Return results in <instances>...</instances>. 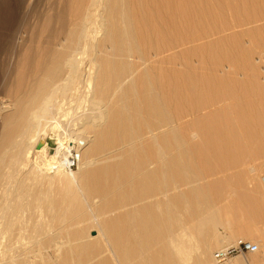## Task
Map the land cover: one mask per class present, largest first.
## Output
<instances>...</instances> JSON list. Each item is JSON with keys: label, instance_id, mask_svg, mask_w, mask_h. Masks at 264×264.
<instances>
[{"label": "bare ground", "instance_id": "6f19581e", "mask_svg": "<svg viewBox=\"0 0 264 264\" xmlns=\"http://www.w3.org/2000/svg\"><path fill=\"white\" fill-rule=\"evenodd\" d=\"M23 1L0 0L10 14V27L0 30V54L12 40V62L17 65L34 48L22 26L34 0L18 24ZM197 1L73 0L71 24L48 41L50 49L41 53L40 73L27 87L11 89L8 98L0 87L1 264H36L31 259L37 257L38 264H58L46 250L55 246L59 254L62 245L57 239L66 238L68 245L72 239L84 241L86 230L79 231V226L92 223L95 214H109L105 222L113 217L106 231L112 237L101 248L89 242L71 247L59 264H219L214 248L227 249L238 236L242 241L250 237L248 231L226 237L219 233L220 226L230 225L232 216L229 211L224 217L222 207L214 208L212 187L201 183L212 167L231 158L218 154L220 148L244 152L256 141L263 142L264 85L255 89L256 97L263 96L257 99L262 103L255 105L257 111L244 112L238 105L244 95L236 93L234 78L228 77L234 83L226 86L221 59L213 57L212 66L204 62L205 66L190 67V71L186 66L183 72L174 70L180 60L173 54L178 48L238 27L222 25V31L210 32L206 15L213 12L217 20L222 11L207 13L210 4L202 1L206 7ZM196 2L201 3L199 7ZM192 54L188 51L182 56L187 66ZM226 61L237 66V57ZM166 62L172 71L171 66L170 71L158 68ZM9 68L13 74L12 65ZM136 69L143 70L136 76L140 78L137 84L117 87L123 78L134 76ZM227 102L229 107L221 108ZM4 110L10 113L4 116ZM189 117L193 120L183 125ZM176 122L182 125L144 140ZM67 140L84 144L78 170L49 172V164L63 155ZM54 146L57 154L52 155ZM45 151L46 164L33 161L25 167L26 159ZM19 174L22 181L17 179ZM44 183L62 186L64 192L54 197L41 189ZM259 192H264V178L252 195ZM229 207L224 211H232ZM125 209L130 211L119 214ZM100 227L94 239L106 235L102 230L106 224ZM56 228L59 233L53 237L51 231ZM250 255L251 260L241 256L230 264H264L257 259L259 253Z\"/></svg>", "mask_w": 264, "mask_h": 264}, {"label": "rangeland", "instance_id": "374dc122", "mask_svg": "<svg viewBox=\"0 0 264 264\" xmlns=\"http://www.w3.org/2000/svg\"><path fill=\"white\" fill-rule=\"evenodd\" d=\"M199 1H197V2H199ZM202 1L206 2L207 4H210V7L208 5L209 9L207 8V10H206L207 13H208V10L211 11V9H212V11L213 10H220L224 14L223 15L221 13V16H219V17H224V18H222V20L219 17L217 20H214L213 17L215 15L211 14L213 12L209 13L210 17L208 14H207L208 16L205 14L206 15V17L204 16L205 21H207V19H208L207 22L209 23L208 27L210 26V30H211L210 32H212V31L218 32L219 30L222 31V25L223 26L226 25L225 29H227L231 25L232 26L238 25V27L235 26L236 29L222 32L220 34H217L216 36H213L210 39H205V40L199 41L196 44L192 43L190 45L178 48L177 51H175V53H173V54H175L177 56V58H179L180 60L178 62L179 65L177 67L174 66V70H181L182 71L183 69L185 70V66H186L188 71H190L191 68H197L200 66L201 67L205 66L206 62L210 63V65L212 66V60L211 59L213 57L221 59V61H223V63H224V66H222L224 69L222 67L220 69L222 70V72H224L222 76H224V78H225L224 82L227 83V84L225 83L226 86L228 85V83H229V85L231 83H234L233 81L235 80V83L237 81V85H236V91L237 92L236 91L235 92L238 93V95H240V96L244 95L243 96V99H244L243 102H239V104H238L239 107L241 106L240 108H241V110H244V112H254L256 110L255 105L258 103L262 104L259 100L261 97H263V96H261L260 98L256 97L258 95L255 94V93H257V90H255V89L257 86L262 87L264 85V0H201L200 2H202ZM225 1H226V3H225ZM72 2H73V0H34L32 2L30 14H29L28 18L22 23V26L24 27L25 35L27 36V40H29V42H32V40H33V43H34L33 52L31 53L30 57L27 58V56L25 55L20 60L18 65L15 62L13 64V62H12V53L13 52L11 50V49H13L12 48L13 47L12 40L11 41L9 40L7 42V45L5 48L6 51L4 50L0 54V87H1L2 94L5 98H8V95L10 94V92H12L11 89L17 88V86H22V85L27 87V84L32 82V80L34 79L36 74H38V72L40 73V68H39L40 60H43L42 59L43 56H41V53H42V51L44 53L45 49L46 50L50 49V47L48 48V41L49 40L52 41L55 38V36L57 37L60 34V31L62 32L64 30L68 29L69 28L68 26H70V24H71V21H70L71 15L70 14H72V12H70V11L72 10ZM197 2H196V6L199 7L198 5H200L201 3L197 4ZM204 2H202L201 5L207 7V4H205ZM29 4H30V0L23 1V7L21 8V10L19 11V13L17 15L19 18V20H18L19 22L17 21L18 24L20 23V19L22 18L23 13L26 11L27 6ZM3 6H4L3 4H0V30L3 29L4 27H5V29H6V27H8V28L10 27L7 25L8 20L10 18V14H9V12H6V10L4 9ZM202 7H200L199 9L201 10ZM69 15H70V18H69ZM212 15H213V17H212ZM250 19H252V21H250ZM43 21H45V22H43ZM240 22H241V24L244 23L243 24L244 27H242L243 25L241 27H239L241 25ZM247 23H248V25H247ZM18 24H16V28H17ZM228 24H231V25L228 26ZM30 34H31V36L33 34V36L31 37ZM0 36H1V31H0ZM40 41H43V44H40ZM45 45H47V47ZM188 51H192V53H193L191 56H189V63H188L189 66H187L186 63H184V61H183L184 59L182 60L183 54L188 52ZM43 53H42V55H44ZM201 57H203V58H201ZM235 57H237V61H236L237 66L230 65L226 61L227 58H231V60H232V58H235ZM183 58H184V56H183ZM87 63H88V60H86V62L84 63V67L86 69L88 68L85 65ZM164 64L158 65V68H159V66H161L162 68H164V70L165 69L167 71L173 70V69H171L172 68L171 65H168V66H171V67H169L170 70H168L169 68L167 66V62ZM11 65L13 67L12 68L13 71L15 70L13 74H11L9 71V69H10L9 67ZM252 65H253L254 69H256V68L257 69L254 70L253 68H251ZM150 66L151 65H148L149 70H151V72H155V70L154 69L152 70V68ZM228 66H232L231 70H228ZM84 67L82 66L81 70ZM145 67H147V66H145ZM145 67L143 68L144 70H145ZM148 67L146 68L145 71L150 72L148 70ZM161 67L159 69H161ZM233 67H235V68H233ZM236 67H238V69ZM85 68L83 69L84 72L86 71ZM250 68L253 69V71H251ZM140 69H142V68H140ZM142 71H140V70L137 71V69H136L134 76L133 75L131 76L132 80L130 79L131 77L130 78L128 77V79L125 78V80L123 78L122 81L118 82L117 87H119V88L122 87L121 89H123L124 87L128 88L133 84H137L140 80V78H138L139 74H140L139 72L143 73ZM145 71H144V74H145ZM227 71H232V72H227ZM247 71H249V72H247ZM254 71H255V73H254ZM178 72H180V71H178ZM238 73H240V74L236 75L237 76L236 78H238V79H236L235 74H238ZM148 74H150V73H148ZM136 76H138V77H136ZM220 76L221 75L216 76V77H220ZM243 76H245V77L247 76V78L244 79L245 77L243 78ZM140 77H142V76L140 75ZM228 77H230V79L232 77V79L234 78V80H231L228 82V80H229ZM252 77H253V79H252ZM134 78H136V79H134ZM134 81L135 82L137 81V82L135 83ZM132 82H133V84H132ZM245 82H246V84H245ZM1 83H3V84H1ZM240 83H242V85L244 84L245 87L243 86L244 87L243 89H242V87L241 88L239 87ZM10 85L13 88H11ZM229 85H228V87H229ZM8 88H10V90ZM79 88H80V91L83 92L82 91V89H83L82 84L79 85ZM232 90H235V89H232ZM238 90H242V91H240V93H239ZM80 91H79V93H81ZM242 92L244 94H241ZM7 93H8V95H7ZM262 95H264V94H262ZM257 99H259V100H257ZM110 101L111 102L113 101V96L109 99V102ZM105 102H108V100H106ZM263 103H264V101H263ZM110 104L111 103H109V106H110ZM224 104H223V106L220 105V106H222L221 108H223V107L225 108L227 106L229 107V105H227V104H229L228 102L224 103ZM107 105H108V103H107ZM262 110H264V109H262ZM3 112H4V116H6L5 115L6 113L7 114L10 113L9 110H4ZM262 114H264V111L262 112ZM190 120L192 121L193 118L192 117L186 118L181 123H183V125H185V124L191 122ZM179 124H180V122H176L168 128H165V129L160 130L158 132H154L152 135L151 134L148 136L146 135L147 137L145 136L144 140L149 141L150 139H152L155 136L162 135L164 133L170 132L171 130L177 129L182 125V124H180V125ZM1 126H2V123L0 121V127ZM0 129H1L0 130V133H1L3 127H1ZM263 138H264V136H263ZM255 143H256L255 145L247 147L244 152L234 151L235 149H233V150H231V153H229L228 150H226L225 148H220V151L218 152V154H223V156L230 155L231 158H226L224 161H221L217 166L212 167L211 171L209 172V175L205 178V180L201 184H208L209 186L212 187V191L210 192V194L213 198H215V200L213 202L214 203L213 206L214 205L217 206L216 209H218L219 207L223 208L222 216L225 217V215H226L225 212H229V211H230V214H228L229 217H230V215L232 216V218L229 222L230 225L229 226H227V225L220 226L218 228L219 233L226 237V236H230L231 234H239L241 232H247V231L250 232V237L248 239H243V241H248V242H252L254 244H257L259 246V252H258L259 257L257 259L258 260H264V192H261V193L259 192L256 195L255 194L252 195V192L254 191L255 187L259 186L261 179L264 178V140H263V142H261L259 140L258 143H257V141ZM222 149H224L223 153H222ZM42 151H44V150H42ZM226 151L228 153H226ZM40 153H35L33 155V157L29 158V160L26 159L24 161L25 167L28 168V166L30 165V162L32 163L33 161H34L33 163L37 162V164L39 166H43L44 164H46V151L42 154H40ZM224 154H227V155H224ZM49 158L50 157H48V159ZM231 159H233V160H231ZM18 176L20 178L18 177L17 179H19V181H22L23 175H22V177L20 174ZM252 177H253V179H252ZM27 183H29V182H27ZM29 185H30V183H29ZM61 187L57 184L51 187L48 183H44L42 185L41 189L43 191H47V192L52 193V195L55 197L58 195V193L64 192ZM219 188H220V193H219ZM242 198H243V202L241 200ZM245 198H246V201H245ZM239 200L242 203L239 202ZM98 201L99 200H96V202H95L96 205H99ZM248 201H250L252 204L250 202L248 204ZM216 202L218 205H216ZM241 204H242V207L247 206V207H244L245 208V209H243L244 211H242V209H241L242 208ZM215 206H214V208H215ZM226 206L227 207L230 206L229 208H232V211L231 210L224 211V209L227 208ZM220 208H219V210L222 209V208L221 209ZM130 209H125L124 212L120 211V213L118 211L117 213L124 215L125 213L128 212L127 210L130 211ZM246 209H248V213L245 211ZM117 213H113V216H114V214L116 215ZM119 214H118V216L116 215L117 218L119 217ZM252 214H253V216L255 215L254 219H253ZM97 215L98 214H95V216L93 217L94 219H93L92 223H85L84 226H82V225L79 226V229H78L79 231L80 230L81 231L86 230V232L88 230L90 231V233L87 232V234L85 232L84 238L86 235H87L86 236L87 238L83 239L84 241H79V240L75 241L76 239H72L71 245H68V244H64L67 242L66 238H64L62 240L57 239V241H56L57 244L62 245V250L59 252V254H57L58 253V251H56L57 248H55V246H53V245H52L53 247L50 248L51 250L48 248V250H46L47 252L44 251V253L45 252L50 253L49 256L52 257L54 259V261L59 264L60 261L62 260V256L64 253L67 254L71 247L77 248L78 245H81L83 242H87V243L89 242L88 244H92V245L94 244V246L99 247V248L103 247V245L105 243L104 241L107 239H110L112 237L111 234H108V233L106 234V231L108 228L111 227L113 217L111 218V216H110L109 218H107L108 219L107 222H105L106 221L105 219H106V217H108L109 214L103 215V216L102 215L97 216ZM258 215H259V217H258ZM100 216H101L102 220H104L103 222L106 224L107 227H103L104 223L101 225L102 220H101ZM251 216H252V218H250ZM114 219H116V218L114 217ZM108 221H110V222H108ZM95 222H97V223H95ZM93 223H94V225H93ZM99 225L103 227L102 230H104V233L106 234V235L104 234L105 238L100 237L98 239H94L93 237H96L98 232L101 229V227ZM105 228H106V230H105ZM57 229L58 228H56L55 231L54 230L51 231V235L53 237H55L59 233V231ZM106 236H107V238H106ZM63 237H64V235H63ZM237 238L235 239L234 244H236L239 240H242L240 236H238ZM58 242H60V243H58ZM101 244H102V246H101ZM219 250L214 248L213 253H216ZM46 253H45V255H46ZM76 254L78 255V253H76ZM30 257L33 258L32 256H30ZM238 257L242 258L241 256H234L228 262H226L224 264H230L233 260H235V258L237 259ZM252 257L253 256L248 255L247 258L251 260ZM31 260H33V261L36 260L35 261L36 264H38L37 263L38 261L40 262V258L38 259V257H37V259L34 258Z\"/></svg>", "mask_w": 264, "mask_h": 264}, {"label": "built area", "instance_id": "2783aa9c", "mask_svg": "<svg viewBox=\"0 0 264 264\" xmlns=\"http://www.w3.org/2000/svg\"><path fill=\"white\" fill-rule=\"evenodd\" d=\"M63 155L57 157L56 160L51 161L48 166L49 172L55 173L60 170L66 172H74L78 170L83 155V143H75L72 140H67L64 142ZM57 146H54L50 150L52 155L57 154ZM259 252V246L248 241H239L231 247L223 250H219L215 254V260L219 264H224L228 262L234 256L247 257L250 254H256Z\"/></svg>", "mask_w": 264, "mask_h": 264}, {"label": "water", "instance_id": "95a60500", "mask_svg": "<svg viewBox=\"0 0 264 264\" xmlns=\"http://www.w3.org/2000/svg\"><path fill=\"white\" fill-rule=\"evenodd\" d=\"M41 147H42V145L41 144H39L38 146H37V149H41Z\"/></svg>", "mask_w": 264, "mask_h": 264}]
</instances>
